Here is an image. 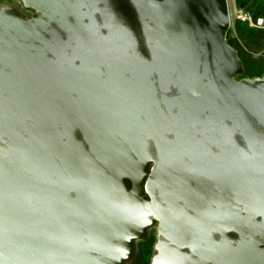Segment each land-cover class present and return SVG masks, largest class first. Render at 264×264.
<instances>
[{"label": "water", "instance_id": "water-1", "mask_svg": "<svg viewBox=\"0 0 264 264\" xmlns=\"http://www.w3.org/2000/svg\"><path fill=\"white\" fill-rule=\"evenodd\" d=\"M0 3V264H264V76L227 0Z\"/></svg>", "mask_w": 264, "mask_h": 264}, {"label": "trees", "instance_id": "trees-1", "mask_svg": "<svg viewBox=\"0 0 264 264\" xmlns=\"http://www.w3.org/2000/svg\"><path fill=\"white\" fill-rule=\"evenodd\" d=\"M236 9L249 12L253 19L264 18V0H233ZM226 42L236 50L242 62L244 74L240 78H255L264 76V52L259 58H253V53L264 51V29L250 27L246 22L233 19L226 34ZM155 242L154 232L144 241L137 243V254L130 264H150Z\"/></svg>", "mask_w": 264, "mask_h": 264}, {"label": "built area", "instance_id": "built-area-1", "mask_svg": "<svg viewBox=\"0 0 264 264\" xmlns=\"http://www.w3.org/2000/svg\"><path fill=\"white\" fill-rule=\"evenodd\" d=\"M235 16L234 19L240 20L241 22H246L250 27L264 29V18L253 19L252 15L242 9L234 8Z\"/></svg>", "mask_w": 264, "mask_h": 264}, {"label": "rangeland", "instance_id": "rangeland-1", "mask_svg": "<svg viewBox=\"0 0 264 264\" xmlns=\"http://www.w3.org/2000/svg\"><path fill=\"white\" fill-rule=\"evenodd\" d=\"M3 1H6V0H0V2H3ZM228 1V8H229V13H230V23L232 25V22H233V19H234V16H235V12H234V1L233 0H227ZM263 50L261 51H258V53H253L252 54V57L253 58H259L261 57V54H263Z\"/></svg>", "mask_w": 264, "mask_h": 264}, {"label": "flooded vegetation", "instance_id": "flooded-vegetation-1", "mask_svg": "<svg viewBox=\"0 0 264 264\" xmlns=\"http://www.w3.org/2000/svg\"><path fill=\"white\" fill-rule=\"evenodd\" d=\"M0 3H7V4H9V3H14V1L13 0H6V1L0 2Z\"/></svg>", "mask_w": 264, "mask_h": 264}]
</instances>
